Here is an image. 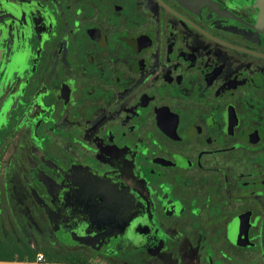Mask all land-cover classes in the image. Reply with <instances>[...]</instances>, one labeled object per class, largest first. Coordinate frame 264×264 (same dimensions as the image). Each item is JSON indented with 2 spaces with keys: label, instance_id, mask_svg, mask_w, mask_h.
I'll use <instances>...</instances> for the list:
<instances>
[{
  "label": "flooded vegetation",
  "instance_id": "flooded-vegetation-1",
  "mask_svg": "<svg viewBox=\"0 0 264 264\" xmlns=\"http://www.w3.org/2000/svg\"><path fill=\"white\" fill-rule=\"evenodd\" d=\"M91 174L139 198L100 251L68 242ZM171 249L264 264V0H0V257Z\"/></svg>",
  "mask_w": 264,
  "mask_h": 264
},
{
  "label": "water",
  "instance_id": "water-1",
  "mask_svg": "<svg viewBox=\"0 0 264 264\" xmlns=\"http://www.w3.org/2000/svg\"><path fill=\"white\" fill-rule=\"evenodd\" d=\"M85 181L86 195H83V201L86 202L87 210L84 212L87 215V219L84 220V224L92 228V234L78 235V233L69 234L68 242L71 244H85L90 246L96 251H100L101 246L109 241L113 237L122 236L124 228L127 230L131 229V236L139 233L138 228L132 226V224L138 219L137 206L139 205L138 196L130 190H119L118 187L114 186L111 196L108 193L110 187L113 189V184L107 180V178L95 174L86 175L81 177ZM84 185V183H83ZM77 185L72 184V190L74 195L77 196ZM110 191V192H111ZM126 197L127 212L123 215L118 210L122 197ZM77 204L78 200L76 199ZM77 206V205H76ZM111 216H109V210ZM112 212V213H111ZM117 216H119L117 218ZM113 221V227L109 228V224ZM57 233L61 236L62 231L58 223H56ZM97 228L95 229V227ZM0 264H68V263H36V262H21V261H1Z\"/></svg>",
  "mask_w": 264,
  "mask_h": 264
},
{
  "label": "trees",
  "instance_id": "trees-1",
  "mask_svg": "<svg viewBox=\"0 0 264 264\" xmlns=\"http://www.w3.org/2000/svg\"><path fill=\"white\" fill-rule=\"evenodd\" d=\"M39 253H43L44 255L50 257L48 260V263H68V264H90L89 258H84L82 255H74L70 258L61 259L58 258L56 255H54L52 252L46 251V250H37L34 252L33 256L29 259L26 258H20L19 260H16L14 256H5L2 255L0 257L1 261H21V262H36V256Z\"/></svg>",
  "mask_w": 264,
  "mask_h": 264
},
{
  "label": "rangeland",
  "instance_id": "rangeland-1",
  "mask_svg": "<svg viewBox=\"0 0 264 264\" xmlns=\"http://www.w3.org/2000/svg\"><path fill=\"white\" fill-rule=\"evenodd\" d=\"M170 234H173V232H170ZM173 237V235H170ZM173 239V238H172ZM183 261H181L177 257H173V249L169 250L168 252H165L161 254L156 259L150 261L147 264H186V257H185V249L182 251Z\"/></svg>",
  "mask_w": 264,
  "mask_h": 264
},
{
  "label": "built area",
  "instance_id": "built-area-1",
  "mask_svg": "<svg viewBox=\"0 0 264 264\" xmlns=\"http://www.w3.org/2000/svg\"><path fill=\"white\" fill-rule=\"evenodd\" d=\"M36 263H47L46 257L43 253H39L36 256ZM98 264H106V263H98Z\"/></svg>",
  "mask_w": 264,
  "mask_h": 264
}]
</instances>
